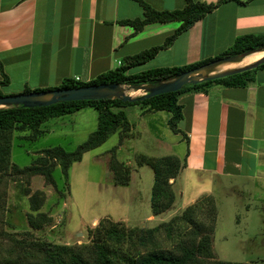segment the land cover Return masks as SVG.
<instances>
[{"label": "crops", "instance_id": "obj_1", "mask_svg": "<svg viewBox=\"0 0 264 264\" xmlns=\"http://www.w3.org/2000/svg\"><path fill=\"white\" fill-rule=\"evenodd\" d=\"M141 1L159 12L179 10L186 3ZM238 1L222 3L169 41L180 22L150 23L138 32L123 23L144 19L137 0H0V65L10 80L5 88L13 78L21 93L31 84L35 89L58 87L64 79L89 82L154 48L159 49L154 57L128 74L213 58L238 37L264 35V0ZM179 103L180 134L169 129L168 112L143 115L139 107L126 108L136 136L121 147L129 143L135 155L184 159L179 176L170 181L181 207L212 195L235 209L234 222L242 210L252 209L264 226V69L245 88L214 84L206 92L183 94Z\"/></svg>", "mask_w": 264, "mask_h": 264}, {"label": "trees", "instance_id": "obj_2", "mask_svg": "<svg viewBox=\"0 0 264 264\" xmlns=\"http://www.w3.org/2000/svg\"><path fill=\"white\" fill-rule=\"evenodd\" d=\"M137 1L143 8L144 19L125 21L123 23L131 25L138 32L150 23L180 22L181 25L178 30L169 38V41H172L178 35L185 33L197 21L212 13L222 3L230 0H220L216 3L186 0L182 9L164 12L152 9L141 0ZM260 49H264V35H245L238 37L231 47L213 58L181 67L152 69L138 74H128L130 68L142 65L152 59L159 50L154 48L127 58L126 62L116 70L102 73L89 82L64 79L58 87L43 90H31L25 87L21 94L94 85L138 86L156 84L174 79L189 70ZM260 69H264V64L259 65L254 70L244 71L221 79L203 81L196 85L189 84L177 92L162 94L144 100H140L138 97L131 102H122L118 99L92 100L61 102L49 107L2 109L0 110V184L4 179L16 173L27 178L41 176L44 178L45 184L55 186L52 174L57 165L60 167L63 176L67 178L71 165L80 162L85 153L98 148L111 135H119V143L131 138L132 125L124 111L127 107L137 106L142 110L143 115L155 112L170 113L168 127L172 133L180 134L178 123L182 119V106L179 103V99L183 94L206 92L207 88L214 84L225 87L245 88L254 82V73ZM9 83L10 80L0 65V97L13 96L6 95L3 92V89ZM85 108H93L97 111V129L74 152L67 153L60 147L49 148L42 150L39 154L41 155L40 158H36L28 167L19 168L10 163L13 134L28 133L26 139L34 142L48 134L49 127H44L47 121L73 115ZM185 140L188 144V139L185 138ZM187 154L188 151L186 152ZM134 162L138 167L146 165L153 171L154 182L150 199L152 214L157 216L171 210L176 195L172 190L173 186L170 181L175 180L179 176L180 171L184 168L185 160H180L175 156L154 158L135 155ZM108 167V170H111L109 172L113 174V185L123 187L129 185L131 176V168L129 166L113 160ZM2 194H5L3 190L0 193V199ZM41 197H43L41 192H35L29 199L31 213L26 216V221L29 228L34 231L41 230L51 221L46 214L38 213L43 205ZM204 201H210V198L204 197L197 200L195 204L187 207L180 216L181 218H179L185 225L181 226L182 229L187 227L190 236L196 235L200 237L197 243L191 242V246L181 248L180 255L157 250L158 245L154 238L159 229L165 230L168 236H171L174 230L180 228L179 224L175 223L177 221L176 217L166 224H160L157 228L149 230L132 229L130 232H126L120 223L109 225L108 222H102L101 226L98 223L94 228L97 229L99 226V229L102 230L101 237L104 238L95 242L94 249L84 253L74 251L67 246H56L34 240L29 233H25L28 236L19 240L13 239L7 234V243L11 245L4 248V251L0 247V264H119V261L125 255L121 251L125 250L130 253V257L127 258L129 264H197L199 262L198 257H210L211 235H213L211 229L207 231L208 233L204 231L206 228L196 216L200 209L203 208ZM213 216L215 217V215ZM108 242L114 243L116 251L110 249Z\"/></svg>", "mask_w": 264, "mask_h": 264}, {"label": "rangeland", "instance_id": "obj_3", "mask_svg": "<svg viewBox=\"0 0 264 264\" xmlns=\"http://www.w3.org/2000/svg\"><path fill=\"white\" fill-rule=\"evenodd\" d=\"M222 71H214V73ZM33 87L36 86L28 85L31 90L46 89ZM122 88L132 97L143 95V92L130 89L129 86ZM20 89L13 78L11 87L4 88L3 92L6 95H17L21 93L18 92ZM132 91L136 92L132 93ZM132 107L134 106L127 107V110ZM97 123V111L93 108H85L73 115L47 121L44 127H49L48 134L34 142L26 139L28 133H15L10 163L19 168L28 167L36 158H40L39 154L42 150L55 147L72 153L96 131ZM158 125L159 123L155 126ZM118 136L111 135L98 148L85 153L80 162L71 165L67 178L63 176L57 165L52 174L55 186L45 184L41 176L27 178L13 173L4 179L0 184V193L2 190L5 193L0 199L2 250L11 245L7 243V234L19 240L28 236L25 233H29L34 240L56 246H67L74 251L84 253L94 249L95 242L104 238L101 237L102 230L99 229L102 222H108L109 225L120 223L126 232H130L132 229L157 228L160 224H166L177 217L175 223L179 224L180 228L174 230L171 236H168L165 230L159 229L154 238L158 245L157 250L180 255L181 248L191 246V242L197 243L200 237L190 236L187 227L182 229L181 226L185 225L179 218L187 207L195 204L199 199L208 197L210 201H204L203 208L196 216L206 228L204 231L211 229V233L213 232L210 257H198L197 264H264V226L258 222L256 212L252 209L248 213L242 210L237 218L239 222H234L235 209L226 206V200H223L221 205V202H217L212 195H202L190 205L181 207L178 192L172 187L176 195L173 207L166 213L154 216L150 209L153 171L146 165L138 167L134 162L135 154L131 150L133 145L128 143L126 147H121L124 142L119 143ZM133 136L135 138V133ZM113 160L131 168L128 186L113 185V174L108 170ZM129 168L127 167L128 170ZM35 192L43 194L41 197L43 205L38 213L46 214L51 221L41 230L34 231L29 228L26 216L31 213L29 199ZM223 196L226 198V193H223ZM151 214L154 219L150 217ZM98 223L97 229L94 228ZM261 226L262 228H259ZM108 246L116 251L114 243L108 242ZM121 252L125 255L119 264H129L127 258L130 257V253L126 250Z\"/></svg>", "mask_w": 264, "mask_h": 264}, {"label": "water", "instance_id": "obj_4", "mask_svg": "<svg viewBox=\"0 0 264 264\" xmlns=\"http://www.w3.org/2000/svg\"><path fill=\"white\" fill-rule=\"evenodd\" d=\"M260 50H264V49H260ZM243 55L245 54H241L228 59H223L211 64H207L189 70L187 72L182 73L178 77L168 81H163L156 84L138 85V86H129V87L130 89L143 92V95L139 97L140 100L150 99L152 97L159 96L162 94L177 92L181 88L189 84L196 85L203 81L221 79L244 71L254 70L259 65L264 64V56H262L259 60L246 67L238 68L231 71H222L211 76L201 75L205 70L210 69L219 63H230L239 56H243ZM113 99H118L121 100L122 102H131L136 98L126 94L124 89L120 85H94V86L79 87L74 89H55L49 91L31 92L26 94H17L13 96L0 97V110L17 108V107H24V108L49 107L61 102L113 100Z\"/></svg>", "mask_w": 264, "mask_h": 264}, {"label": "bare ground", "instance_id": "obj_5", "mask_svg": "<svg viewBox=\"0 0 264 264\" xmlns=\"http://www.w3.org/2000/svg\"><path fill=\"white\" fill-rule=\"evenodd\" d=\"M262 56H264V50L251 52L243 56H239L230 63H219L213 66L212 68L205 70L201 75L211 76L217 74L214 73V71H231L238 68L246 67L259 60ZM135 92L136 91H132V93Z\"/></svg>", "mask_w": 264, "mask_h": 264}, {"label": "built area", "instance_id": "obj_6", "mask_svg": "<svg viewBox=\"0 0 264 264\" xmlns=\"http://www.w3.org/2000/svg\"><path fill=\"white\" fill-rule=\"evenodd\" d=\"M75 81H79V79L78 78H75Z\"/></svg>", "mask_w": 264, "mask_h": 264}]
</instances>
